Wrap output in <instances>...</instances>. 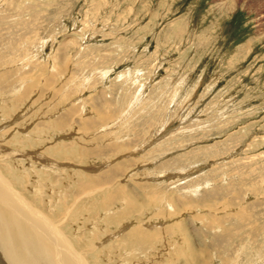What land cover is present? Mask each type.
I'll return each mask as SVG.
<instances>
[{
	"label": "rangeland",
	"instance_id": "obj_1",
	"mask_svg": "<svg viewBox=\"0 0 264 264\" xmlns=\"http://www.w3.org/2000/svg\"><path fill=\"white\" fill-rule=\"evenodd\" d=\"M0 177L79 264H264V0H0Z\"/></svg>",
	"mask_w": 264,
	"mask_h": 264
},
{
	"label": "bare ground",
	"instance_id": "obj_2",
	"mask_svg": "<svg viewBox=\"0 0 264 264\" xmlns=\"http://www.w3.org/2000/svg\"><path fill=\"white\" fill-rule=\"evenodd\" d=\"M6 186L0 177V264H79L52 224L47 228L49 237L37 231L45 228V218L40 214L35 216L34 212L35 218L30 216L31 208L25 206ZM21 215L34 227L24 222Z\"/></svg>",
	"mask_w": 264,
	"mask_h": 264
}]
</instances>
